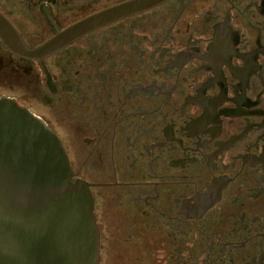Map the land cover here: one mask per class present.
<instances>
[{
	"label": "flooded vegetation",
	"instance_id": "flooded-vegetation-1",
	"mask_svg": "<svg viewBox=\"0 0 264 264\" xmlns=\"http://www.w3.org/2000/svg\"><path fill=\"white\" fill-rule=\"evenodd\" d=\"M128 1L0 0V98L87 183L99 264H264V0H163L36 53Z\"/></svg>",
	"mask_w": 264,
	"mask_h": 264
},
{
	"label": "water",
	"instance_id": "water-1",
	"mask_svg": "<svg viewBox=\"0 0 264 264\" xmlns=\"http://www.w3.org/2000/svg\"><path fill=\"white\" fill-rule=\"evenodd\" d=\"M162 1L131 0L96 13L58 33L36 53L58 51ZM0 35L20 53L1 18ZM0 264H99V233L87 183L75 176L59 138L6 98H0Z\"/></svg>",
	"mask_w": 264,
	"mask_h": 264
}]
</instances>
